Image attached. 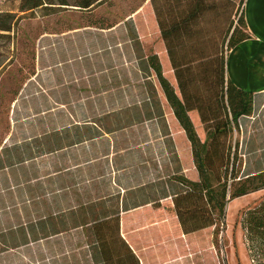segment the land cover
<instances>
[{
	"label": "rangeland",
	"instance_id": "rangeland-1",
	"mask_svg": "<svg viewBox=\"0 0 264 264\" xmlns=\"http://www.w3.org/2000/svg\"><path fill=\"white\" fill-rule=\"evenodd\" d=\"M203 1L200 20L211 21L210 33L220 37L214 53L224 57L227 51L225 35L232 18L240 15L244 0ZM67 2L71 5L62 6L65 8L21 12L20 0H0V12L17 16L10 33L0 32V264H92L95 261L92 247L87 246L82 237L78 245L79 238L67 237V243L54 239L49 245L40 243L39 247L27 248L28 251L14 248L22 240L20 232L25 231L24 206L29 198L28 188L34 185L35 178H39L36 182L43 181L46 172L81 161L80 156L74 154L79 153L80 148L72 150L70 158L46 155L49 134L43 133L48 127L71 122L67 108L75 113L77 107L73 106L80 107V102H85V110L94 117L98 115V108L94 106L98 100L107 103L103 109L116 111L123 108L121 116H112L114 126L126 120H143L153 110L145 108V104L148 97L154 101L155 85L182 169L188 177L196 179L189 143L171 118L156 78L145 67L144 52L162 46V35L170 34L181 45L180 52L175 55L177 58L203 60L211 56L212 52L194 51L195 47L190 45L199 42L202 29L192 31L176 26L187 16L186 5L191 3L187 0H103L86 11L72 5L75 0ZM123 40L129 47V54L125 53L126 59L130 60L129 70L125 65ZM159 53L164 76L178 96L186 101L196 132L203 140L214 124L203 121L202 117L215 118L223 114L216 101L220 84L213 70L214 64H210L209 69V64L195 60L189 67L174 71L167 65L164 52ZM134 104L137 105L132 106ZM253 105V113L238 120L239 129H234L231 134H220L211 143L210 166L214 171L220 167L222 153L230 143L231 156L236 152L237 161L235 169L230 166L229 176L236 173L238 178L244 179L264 171V93L256 95ZM81 107L83 109V105ZM52 117L55 123L49 122ZM82 117L75 116V119ZM115 137L114 152L108 158L94 161L96 168L92 169L94 176L101 171L111 174L105 178L96 177L92 182H86L88 177H82L84 189L92 194L96 191L97 195H106L119 189L113 182L110 164L113 155L116 166L122 165L117 163L118 154L128 156L130 164H136L141 183L164 180L157 178L178 168L173 149L163 146L159 130L149 122ZM101 143L96 144L97 156L113 151L109 144ZM33 157H36L33 166L30 161L15 165ZM84 165L81 163L80 168ZM218 174L215 172L216 176ZM254 182L252 180L250 184ZM117 183L121 184L120 181ZM263 198L264 189H260L229 201L223 224L216 232L212 225L174 237L168 224L164 235L158 227L153 228L155 224L123 230L137 255L143 261L146 254L149 264H257L262 257L249 251L242 218ZM171 200L169 197L166 204ZM156 210L164 214L161 208ZM19 222L22 225H17Z\"/></svg>",
	"mask_w": 264,
	"mask_h": 264
},
{
	"label": "trees",
	"instance_id": "trees-1",
	"mask_svg": "<svg viewBox=\"0 0 264 264\" xmlns=\"http://www.w3.org/2000/svg\"><path fill=\"white\" fill-rule=\"evenodd\" d=\"M187 1L191 4L186 7L193 9L194 16L201 13L202 0ZM101 2L103 0H75V4L72 5L77 6L79 10L88 11L100 5ZM67 5H71L67 0H57L56 3L51 0H20L19 11L55 10L65 8L62 6ZM16 17L10 12H0V32L10 33L13 24L17 22ZM186 21L187 18H183L180 23H186ZM225 36L227 37V50L251 37L243 8L238 17L232 18ZM122 42L125 53H127L128 44H125L124 40ZM144 52L147 68L156 78L168 107L189 143L196 179L184 173L174 141L170 137L172 145L174 144L173 154H176L178 168L166 176L157 178L164 180L153 179L149 184L139 182L140 176L136 172V164H130L128 156L123 157L118 154L120 158L117 159V163L121 162L122 165H115L114 155L110 159V164L114 175L113 182L119 189H113L112 193L106 195H97L96 191L92 194L91 191L84 189L83 175L88 177L86 182H92L96 177L105 178V175L108 177L111 174L101 171L98 176H94L92 169L96 168L94 161L102 157L108 158L114 152L115 142H117L115 135L154 120V117L149 116L143 120L139 118L133 121L126 120L114 126L112 123L114 119L111 121L112 116H121L123 109L116 111L103 109L107 103L101 100L95 101L94 106L98 108L97 116L94 117L86 109L83 117L76 120L75 116L69 113L72 118L71 122L48 127L43 132L46 135L49 134L46 140L49 143L46 155H52L51 158L57 156L70 158L73 155L72 150L80 148L79 153L74 152V154H78L81 161L76 162L75 165L60 166L53 172H46L43 181L36 182L39 178H35L34 185L28 188L29 198L24 206L27 218L25 231L20 232L22 240L15 244L14 248H24L28 251L27 248L39 247L41 242L43 246L49 244L46 242L51 239H57L59 243L64 240L67 243V237L79 238L76 243L78 245L82 237L83 242L93 249L95 261L92 264H140L139 256L124 234L123 229L128 228L126 213L151 205L153 209L150 210L156 214V209L161 208L164 214L161 215L160 211L157 212L158 216L161 215L168 222L170 233L174 237L212 225L216 232L218 226L223 224L229 201L264 189V171L249 175L244 179L238 178L236 173L229 176L230 166L235 169L237 161L236 152L231 156V143L222 153L223 161L219 164L220 167L214 171L210 166L212 163L209 154L211 143L216 141L220 134H231L234 129H239L238 120L242 116H250L254 106V93L251 90L237 87L225 76V57L222 54L219 56L211 54L201 60V58L192 59L185 56L177 58L176 54H169L175 70L189 67L195 60H198V63L209 64L207 67L209 69L213 62L218 64L213 68L220 84L216 101L223 114L215 118L202 117L203 121L214 125L209 128L205 138L201 140L189 115L186 101L178 96L174 86L164 76L158 55L153 52ZM49 122L55 123L56 120L52 117L51 121L49 118ZM100 141L103 142L101 144L105 142L109 144L113 151L104 153L101 157L97 156L96 144H100ZM35 159L36 157H33L15 165L30 161L33 162V166L36 164ZM81 163L85 164L83 168H80ZM89 165L92 166L89 167ZM215 172L220 174L216 176ZM116 177H119V180ZM252 180L255 182L250 184ZM165 184L168 188L163 187ZM169 197L172 199L171 203L166 204L169 203L167 202ZM242 222L249 251L254 252V256L258 254L262 257V261L257 264H264V198L257 206L243 214ZM17 225L22 224L19 222ZM30 243L34 245L31 246ZM252 261H255L254 258Z\"/></svg>",
	"mask_w": 264,
	"mask_h": 264
},
{
	"label": "crops",
	"instance_id": "crops-1",
	"mask_svg": "<svg viewBox=\"0 0 264 264\" xmlns=\"http://www.w3.org/2000/svg\"><path fill=\"white\" fill-rule=\"evenodd\" d=\"M202 4L204 5V1ZM242 8H243L245 22L248 31L251 34V37L249 39L242 41L241 43L237 44L234 48H231L230 50H227L225 52L224 55L225 76L229 78L237 87L246 90H251L254 93V98H255L257 94L264 93V0H244V4ZM186 9H187V16L184 17L185 19L187 18L186 23H182L176 26L179 27L181 26V28H185L188 30L191 29L192 31L202 29V36L199 42H192L190 43V45L192 47H195L194 51L210 52V53L212 52L211 54H215L214 52H216V45H218L220 37L216 36L215 33L213 35L212 33H210L209 24H211L210 23L211 21L208 20L209 22L205 23L204 20H200L199 15L203 12V9L201 13L198 14L197 16L193 15L192 12L193 9L191 7L190 8L187 7ZM200 22L203 24H200ZM176 26H173L172 28H175ZM185 36H187V34ZM162 37L164 44H162V46H158L152 52L158 55L161 67L163 68L164 65L162 62V56L159 53L163 51L164 55L166 56V63L168 62L167 65L171 67L172 70L175 71V69L172 66L171 56L169 54H176L180 52L179 50L181 49V45H179L175 37L170 36V34L169 36L164 34L162 35ZM126 52L129 54V47L127 48ZM123 53L125 55L124 50ZM125 60H126L125 61L126 68L127 70H129L130 60L126 59V55H125ZM213 64L215 67L216 62H213ZM145 67L147 68L146 59H145ZM153 86L155 89L154 101H151L152 98L148 97L146 100L147 102L145 104V108L148 107L153 110L151 111V114L145 116L144 118L146 119L149 116L154 117L153 121L150 122L148 121V122L151 123V125L155 129H157V131L159 130L160 132L159 138L161 139V143L163 144V146H165L166 148L168 147L173 149L174 144L172 145L171 143L170 137H172L171 136L172 134L166 120V113L162 111L164 109L162 108L163 107L162 101H160V99L158 98L155 85ZM163 98L165 100L164 95ZM79 105L80 107H78V105L73 106V107H77V111H75V113L71 112L68 108L67 111L71 113L73 116L81 117L86 112L84 108L85 102H83V104H81L80 102ZM81 105H83V109ZM135 105L137 104H134L132 106ZM139 105H141V103ZM169 114L171 118L174 119L176 122V119L171 109ZM150 209H153L151 205H149L148 207L147 206L140 207L126 213L125 219L127 221V227H134V226L147 227L150 226L151 224H155V227L153 226V228L156 229L158 227L159 232L162 235H164L165 234L164 228L167 226L168 222L165 221V219H161V217L158 216L159 212L155 214ZM147 211H151L152 213L150 215H147ZM156 231H158V229ZM53 240L54 239L48 240L49 242L46 243H51L53 242ZM30 245L33 246L34 244L30 243ZM45 251L46 254L48 255V249L45 248ZM157 257H159L157 258V261H159L160 256L157 255ZM147 260L148 258L146 254L143 255V261L145 262V264H149ZM139 261L140 264H144L141 258ZM56 264H58V262Z\"/></svg>",
	"mask_w": 264,
	"mask_h": 264
}]
</instances>
